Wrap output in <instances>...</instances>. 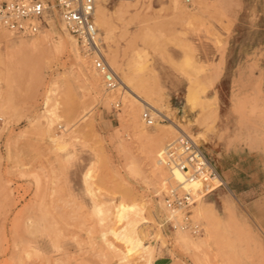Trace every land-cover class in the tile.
Masks as SVG:
<instances>
[{"label":"rangeland","instance_id":"1","mask_svg":"<svg viewBox=\"0 0 264 264\" xmlns=\"http://www.w3.org/2000/svg\"><path fill=\"white\" fill-rule=\"evenodd\" d=\"M177 3L176 10L173 0H143L142 10L124 26L113 19L118 30L112 45L99 29L103 53L125 68L133 50L144 48L145 66L138 73L144 95L163 101L162 113L184 126L231 191L220 185L200 199L210 218L196 213L200 200L190 208V219L202 229L198 236L162 226L165 192L178 182L162 165L168 180L162 187L155 182L148 145L128 124L137 116L141 120L146 109L126 115V93L103 88L78 43L81 58L98 75L100 95L92 92L69 48L47 51L44 38L51 44L66 38L54 9L48 25L33 37L0 27L10 33V39L0 33V264H120L112 248L123 251L125 243L110 228L123 224L115 217L122 201L145 205L146 241L157 258L169 256L178 264H264V0ZM148 24L154 43L143 45L140 34ZM34 39L37 47H25L21 63L8 61L9 47ZM189 75L201 87L192 101L186 98ZM48 109L62 120H55L51 131L42 117ZM67 123V144L58 149L50 136L61 135ZM155 124L142 121L151 136L169 121L157 120L160 128ZM179 137L165 141L159 159ZM179 232L195 240L213 237L192 255L177 242Z\"/></svg>","mask_w":264,"mask_h":264},{"label":"bare ground","instance_id":"2","mask_svg":"<svg viewBox=\"0 0 264 264\" xmlns=\"http://www.w3.org/2000/svg\"><path fill=\"white\" fill-rule=\"evenodd\" d=\"M174 2H175L174 8L180 9L179 5H178V3H180V2L177 3V0H173V3ZM197 2H196V4L199 5V3H197ZM142 3H143V0H132V1H128V2H123V4H121L120 6L118 5L119 7H117L112 12L108 11L107 5L99 6L96 10V13H95V24H96L98 29L103 31L102 32V38L105 39L109 43L113 42L114 32H116V31H114V29H117V28L113 27L112 20L116 19L117 21H119L121 23L122 26H124V24L128 22V21L126 22V20L129 17H131V16L133 17V15L139 14V10L141 9L140 7H141ZM182 7H181V9H182ZM148 8L149 9L151 8L150 3L148 4V7L146 9H148ZM184 9H182V10H184ZM187 10L189 11V9H187ZM145 12L146 11H144V13ZM144 16L148 17L145 14H144ZM144 16H143V18H144ZM134 18L136 19V17H134ZM144 20H145V18H144ZM60 22H61V20H60ZM51 28H53L52 25H51ZM60 28L65 32L66 38H62L60 36L58 41L55 44H51V42L49 43L48 39L43 37L44 38L43 40L46 41V43H47V45H46L47 51L49 53L64 52V51H67V48H69V50L73 53L75 58L79 61V63H80L79 67L84 72V75L86 77V80L88 81L89 87L91 88L92 92L100 95L102 93L103 89L100 88V85L98 83V79H97L98 75L96 74V72H94V70H93V72H91L90 68H88V65H86L85 60H83L81 58L80 53L78 51V47H77V41L74 39V37H72L65 30V27H64L62 22L60 24ZM0 33H2V35H3L2 37L10 39V36H9L10 33L7 34V33H5V31L0 32ZM140 40L142 41L143 45L144 44L146 45V43H148L150 45L151 44L150 42L154 43V39L151 36V28H150L149 24L146 25L145 28L143 29V31L141 32ZM37 43H38L37 39H34L32 41L20 40L16 46L9 47L7 49L6 54L8 57L7 58L8 61L12 64L13 63H21V61L24 60L22 53H23V50L25 49V47H31V48L37 47V45H38ZM111 45H112V43H111ZM141 48H142L141 50H138V49L133 50L134 51L133 52L134 57H132L131 61L128 63V65L125 68L119 64V62L117 61V59L115 57L111 56V60L109 62L111 63L115 73L118 75V78L120 80V87L115 91H117L121 94L126 93V95H127L125 98L126 101H124L125 102V114L126 115L128 114V112L132 113V111L135 110L136 108L137 109L145 108V109L151 110L153 112V114L156 116L157 114L162 113L161 103L163 101L161 99H159V100H154L152 98L150 99L144 95V90L142 88V84L139 81V76H138V73L140 71H142L144 66H145V59H144L145 52H144V48L143 47H141ZM184 64H185V67L191 66V63L187 60L184 61ZM199 88L201 89V87H199ZM199 88L196 87V85L194 84V80H193L192 76L191 75L187 76L186 98L188 100L192 101V100L196 99V96L198 95V92H199ZM108 93H106V95ZM111 93H113V92H111ZM164 108H166V106ZM48 110H49V111H47L48 114L42 115V117L45 119L47 130L51 131L54 128V125H56L55 120H57V119H60V121H62V120H61V118H59V116L56 115V113L53 109L52 110L48 109ZM133 113H134V111H133ZM135 113H136V111H135ZM137 114H138V110H137ZM133 117H134V114H133ZM166 117L169 121V124L164 125L163 129H157L156 134H154L152 136L150 134H148V132L145 130L144 126L142 125V119L140 120L139 116H137L136 119L135 118L133 120L131 119V121H129V123H128L129 126L136 131L137 137L143 139L144 142L147 143L148 149H149L147 159L149 161V165L151 166V170H152L155 182L160 183L161 187L163 186L164 182H166V180H168V179L166 178V174L164 172V169L161 167V164H160V159H159L160 151H162L163 145H164L166 140H171V138H175L177 135H180V136L187 135V132H186V129H184V126L183 127L180 126L181 124H177L178 122L175 123L174 117H173L174 120H172L173 118L171 119L168 116H166ZM81 119L83 120L84 117ZM69 126H71V125H69ZM159 126H161V125L157 124V122H156L155 128H160ZM63 129H64V132L61 135H57V133L56 134L54 133V134H51V136H50L51 142L54 145H56L58 149H64V147L66 146V144H67V139H66L67 131L71 128L68 127V123H67L66 129H65V126ZM65 134H66V136H65ZM89 171H90V169L87 170V172H86L87 175L90 173ZM169 172L171 173L172 178L176 182H178V184L184 183L183 176L179 171H169ZM220 185H224L229 191H231V189L228 187L227 183L225 182V180L223 178L220 179L216 188ZM192 187L194 189H196L198 187V185L194 184V185H192ZM128 191H129V189H128ZM128 191H126V192H128ZM224 202H225V200H224ZM226 207H228V206L226 205ZM230 207H232V206H230ZM95 209L99 214L103 213V211H104V207H102L100 204H96ZM146 210L147 209L142 202L126 203V202L122 201L121 203H119L117 205L115 217L117 219H119L120 221H123V224L119 228L111 227L110 230L114 236L120 237L125 243V249L123 251H119L116 248H112L113 252L117 253L120 256L119 257L120 264H138L137 262H135L137 259H140L143 262V264H153V260L155 259L154 249L151 248V245L146 241V236H147L146 228L148 227V224H149L147 218L144 216L146 214L145 213ZM225 212H226V210H225ZM196 213L198 215H205L207 218H210V212L208 210V207L205 205L204 199H202L198 202V204L196 206ZM215 218L218 220L217 217H215ZM232 218H234V216ZM103 236L106 237V235H103ZM212 237H213V235L208 234V236L206 238H200L198 240H195V239L191 238L187 233L179 232L177 235V242L179 244H181V246H183L192 255H195L197 252H199L200 250H202V248L205 247L207 240L212 238ZM214 239H215V237H214Z\"/></svg>","mask_w":264,"mask_h":264},{"label":"built area","instance_id":"3","mask_svg":"<svg viewBox=\"0 0 264 264\" xmlns=\"http://www.w3.org/2000/svg\"><path fill=\"white\" fill-rule=\"evenodd\" d=\"M128 1L132 0H57L53 6L46 0H0V27L17 37H33L48 25L46 20L55 9L65 30L74 37L82 53L90 59L93 69L101 76L105 90L112 92L120 87V80L103 53L95 13L101 5ZM184 2L190 5L191 0ZM119 107L117 102L114 109ZM156 116L158 119L146 109L141 118L149 127L157 120H168L163 113ZM160 164L169 171H179L184 179V183L165 192L167 214L162 226L198 236L202 229L190 219V208L216 188L222 179L219 170L201 146L187 135L180 136L165 147ZM194 184L198 185L196 189L192 187ZM179 213H182L180 218Z\"/></svg>","mask_w":264,"mask_h":264},{"label":"crops","instance_id":"4","mask_svg":"<svg viewBox=\"0 0 264 264\" xmlns=\"http://www.w3.org/2000/svg\"><path fill=\"white\" fill-rule=\"evenodd\" d=\"M217 167V166H216ZM218 169V167H217ZM219 170V169H218ZM220 172V171H219ZM222 176V175H221ZM233 192V191H232ZM157 257H155L156 259ZM153 260V264H178L174 260H172L171 257L165 256V257H159L156 260Z\"/></svg>","mask_w":264,"mask_h":264}]
</instances>
